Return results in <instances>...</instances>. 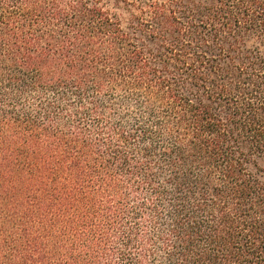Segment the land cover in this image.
Here are the masks:
<instances>
[{
  "label": "trees",
  "instance_id": "16d2710c",
  "mask_svg": "<svg viewBox=\"0 0 264 264\" xmlns=\"http://www.w3.org/2000/svg\"><path fill=\"white\" fill-rule=\"evenodd\" d=\"M0 264H264V0H0Z\"/></svg>",
  "mask_w": 264,
  "mask_h": 264
}]
</instances>
